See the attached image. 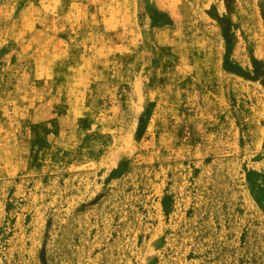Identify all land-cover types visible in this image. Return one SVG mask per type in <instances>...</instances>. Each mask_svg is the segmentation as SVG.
<instances>
[{
    "label": "rangeland",
    "instance_id": "1",
    "mask_svg": "<svg viewBox=\"0 0 264 264\" xmlns=\"http://www.w3.org/2000/svg\"><path fill=\"white\" fill-rule=\"evenodd\" d=\"M0 264H264V0H0Z\"/></svg>",
    "mask_w": 264,
    "mask_h": 264
}]
</instances>
